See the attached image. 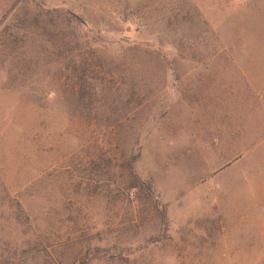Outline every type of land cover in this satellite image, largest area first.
I'll return each instance as SVG.
<instances>
[{
  "label": "rangeland",
  "instance_id": "rangeland-1",
  "mask_svg": "<svg viewBox=\"0 0 264 264\" xmlns=\"http://www.w3.org/2000/svg\"><path fill=\"white\" fill-rule=\"evenodd\" d=\"M0 264H264V0H0Z\"/></svg>",
  "mask_w": 264,
  "mask_h": 264
}]
</instances>
